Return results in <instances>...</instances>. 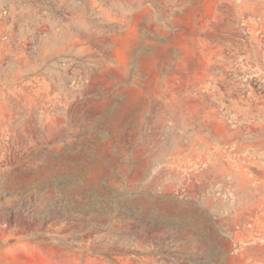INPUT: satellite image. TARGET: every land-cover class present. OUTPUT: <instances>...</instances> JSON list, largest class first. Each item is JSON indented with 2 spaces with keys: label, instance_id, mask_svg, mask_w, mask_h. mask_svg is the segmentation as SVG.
Here are the masks:
<instances>
[{
  "label": "rangeland",
  "instance_id": "1",
  "mask_svg": "<svg viewBox=\"0 0 264 264\" xmlns=\"http://www.w3.org/2000/svg\"><path fill=\"white\" fill-rule=\"evenodd\" d=\"M0 264H264V0H0Z\"/></svg>",
  "mask_w": 264,
  "mask_h": 264
}]
</instances>
